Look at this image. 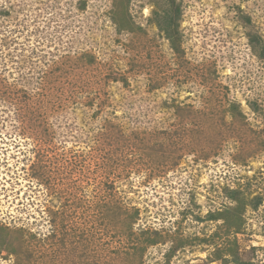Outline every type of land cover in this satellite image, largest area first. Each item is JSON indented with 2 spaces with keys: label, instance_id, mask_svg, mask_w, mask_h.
Wrapping results in <instances>:
<instances>
[{
  "label": "rangeland",
  "instance_id": "rangeland-1",
  "mask_svg": "<svg viewBox=\"0 0 264 264\" xmlns=\"http://www.w3.org/2000/svg\"><path fill=\"white\" fill-rule=\"evenodd\" d=\"M172 1L0 0V264H264V0Z\"/></svg>",
  "mask_w": 264,
  "mask_h": 264
},
{
  "label": "trees",
  "instance_id": "trees-1",
  "mask_svg": "<svg viewBox=\"0 0 264 264\" xmlns=\"http://www.w3.org/2000/svg\"><path fill=\"white\" fill-rule=\"evenodd\" d=\"M167 6L168 8L165 9V13H164V16H163V19L164 20H160V27L162 28V30L165 32V34L167 35V38L169 39L170 43H171V47L172 49L174 50H177V34H176V29L175 27L177 26V21L179 20V17H180V12L178 11V9L176 8L175 11H171L169 6H174L173 4V1H169L167 2ZM0 14L4 17V16H7L8 13L7 11L3 10L2 12H0ZM249 40L252 44H255L256 41H258L259 39L254 38L252 36H249ZM259 55L261 57H264V46L262 45V48H261V51H259ZM15 89L14 87H11L10 90H13ZM22 90V89H21ZM17 91H20V90H13L14 93H16ZM12 92V93H13ZM24 96H29L28 93L25 91V90H22ZM13 93V94H14ZM252 108L254 110H256V105L255 104H252L251 105ZM228 196H230V198L236 200L237 203H241L240 200L238 199L239 197V192L238 190L236 189H231L228 191ZM254 207H256V205H258L259 201H260V197L258 196H255L254 198ZM239 201V202H238ZM210 216V215H209ZM212 216V215H211Z\"/></svg>",
  "mask_w": 264,
  "mask_h": 264
}]
</instances>
